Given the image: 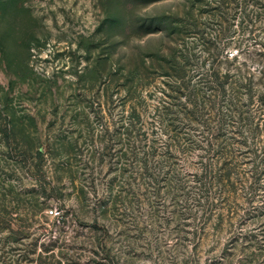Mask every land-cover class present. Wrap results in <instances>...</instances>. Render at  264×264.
<instances>
[{
    "label": "rangeland",
    "instance_id": "rangeland-1",
    "mask_svg": "<svg viewBox=\"0 0 264 264\" xmlns=\"http://www.w3.org/2000/svg\"><path fill=\"white\" fill-rule=\"evenodd\" d=\"M263 32L264 0H0V126L5 92L13 85L17 96L33 86L24 106L33 115L43 111L29 128L43 142L62 134L78 139L83 164L72 183L54 172L48 155L42 161L45 177L37 181L12 163L18 194L0 203L9 206L0 223V264H264V135L254 146L247 139V145L228 150L223 166L231 168L232 191L202 199L200 185L191 191L181 182L172 194L159 193L148 181L129 179L128 172L124 178L116 174L111 153L93 161L87 152V145L100 147L90 135L96 138L102 126L110 125L111 140L116 135L125 96L118 85L141 86L133 96L144 100L142 112L152 100L146 94L155 97L168 81L159 66L165 68L161 58L171 60L172 52L192 57V67L175 76L187 88L182 102L193 89L206 91H197L199 96L213 94L222 80L209 82L215 80L211 64L237 51L246 73L255 76L254 91L261 90L257 53ZM199 72H206L207 82H196ZM104 82L114 87L106 92ZM109 97L117 98L111 106L105 104ZM252 111L264 122V108L245 107ZM245 118L241 130L253 134ZM110 145L120 155L119 145ZM2 148L0 137V153L6 152ZM187 150L180 155L193 169L191 161H200L190 154L206 153ZM210 162L220 165L216 158Z\"/></svg>",
    "mask_w": 264,
    "mask_h": 264
},
{
    "label": "trees",
    "instance_id": "trees-1",
    "mask_svg": "<svg viewBox=\"0 0 264 264\" xmlns=\"http://www.w3.org/2000/svg\"><path fill=\"white\" fill-rule=\"evenodd\" d=\"M253 43L256 44V40ZM258 46L260 51L257 54L262 62L259 79L263 81L264 39L263 42H258ZM240 53L242 54V52L237 51L232 54L231 59L227 53L225 59H220L216 67L213 63L211 64L210 77H214L215 80L209 82L214 83L217 80H222L213 88V94L211 92L208 96H199V91H206L203 88L193 89L185 102H182V96L185 97L184 91L187 88L183 82H176L179 81V78H175V76L183 73L186 67H192L190 62L192 57L187 52H179L178 54L172 52V59L168 61L164 59L165 56L161 58V61L166 64L165 68L163 63L159 66L160 69H165L162 76L166 77L164 78L165 81L167 79L172 82H161V87L159 86L158 90L153 93L155 94L153 98L146 94L145 100H152L149 104L145 102L147 108L142 112L138 108L140 107L139 104L144 103V100L139 102V98L133 96L136 91L142 90V88L139 90L141 86L139 84L134 85L133 82L119 84L117 90L119 93L122 90L125 96L121 98L120 105L123 108L117 114L116 135L113 140L107 135L110 131L109 124L105 125V128L102 126V130L96 138L94 135H90L93 143L97 141L100 143V147L96 149L89 148L87 145V152L91 154L90 158L95 161L98 157L102 158L106 153H111V156L116 157L113 163L110 162L114 166L113 171L116 174L124 178V174L128 172L129 179L138 178L139 181H148L146 186H153L152 190H159V193L163 190L167 194H172L180 189L178 185H181V182L187 183L191 191L193 188L199 190L200 185L202 189L201 199L209 197L214 191H219L220 195L231 192V188L228 189L231 172L228 170L231 168L227 167V164L223 166V160L230 158L228 150L235 144L237 146L240 143L244 145V141L247 145V139L249 144L254 146L262 141V138L261 140L259 138L264 135L261 130L262 127L264 128V122H258L260 117H255V111L245 112V107L248 108L249 106L254 108L257 106L260 110L264 108V85L261 90H256L257 96L252 82L255 76L252 73H246V60L239 62L241 58H238V54ZM216 56L218 58L219 54ZM222 66L224 69H221ZM207 76L206 72L196 73V77H198L196 82H207ZM104 86L106 92L114 87L111 82H104ZM31 88H28V91ZM37 90V88L34 89V91ZM243 90L244 92H240ZM13 92L14 86L12 85L4 94L6 109L3 113L5 119L0 126L2 149L6 151L0 153V203L6 201V198L18 194L11 176L18 172L14 164L26 168L27 175L36 181L45 177L42 161L47 155L54 160V172L60 178L66 177L75 183L77 168L83 170L82 161L77 158L78 146L80 145L78 139L62 134L53 140L43 142L38 133L29 128L34 126L38 117L37 114L43 110H38L35 115L31 114L30 110L24 106L27 92H18L17 96L12 94ZM137 93L140 94V92ZM243 95L246 96L247 103L243 100L246 105L240 99ZM41 97L42 95H40ZM132 99L136 100L133 101ZM116 100L117 98L114 100L109 97L105 104L111 106ZM39 101L42 102L44 109L46 99H39ZM129 102L130 105L128 106ZM115 105L119 104L116 103ZM146 111L148 113L144 117L143 112ZM246 115L250 120V132L253 134H245L244 130H241L240 123L243 119L246 120ZM147 125H150L151 128H146ZM153 131H159L160 136L156 133L155 138L149 139V136L153 135ZM111 142L119 145L120 155L115 150H111ZM175 147H177L176 150ZM189 147L193 151L202 150L206 153L205 156L190 154L191 159L199 158L200 161H191L193 169L186 167L184 164L185 155H180L183 150L188 151ZM127 155H130L127 158L129 164L125 158ZM214 158H216V163L220 162L217 168L213 162H210ZM78 161L79 164H77ZM12 163H14L13 166H11ZM3 176H6V181L2 179ZM182 176L190 178L189 183L195 184V187L190 186L187 181L183 180ZM225 180L227 181L226 185ZM119 188L120 192L124 190L122 186ZM30 192L33 195L38 194L34 190ZM157 196L160 197L159 194ZM35 202L36 204L33 203V206L37 209L40 206L37 200ZM8 207L6 204L5 206L0 204V223L4 222V215H7L5 212ZM41 210L42 208L39 209L40 212Z\"/></svg>",
    "mask_w": 264,
    "mask_h": 264
}]
</instances>
